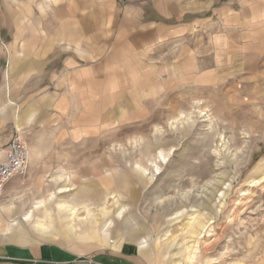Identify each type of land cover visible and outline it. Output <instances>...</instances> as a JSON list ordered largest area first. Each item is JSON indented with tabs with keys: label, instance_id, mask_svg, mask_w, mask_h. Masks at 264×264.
Wrapping results in <instances>:
<instances>
[{
	"label": "rangeland",
	"instance_id": "obj_1",
	"mask_svg": "<svg viewBox=\"0 0 264 264\" xmlns=\"http://www.w3.org/2000/svg\"><path fill=\"white\" fill-rule=\"evenodd\" d=\"M156 1L76 14L73 0H0V78L21 77L13 57L34 64L15 102L36 117L16 126L34 156L0 196V246L264 264V0H177L169 18ZM127 15L145 35L158 18L165 30L140 44ZM71 22L94 69L57 92L61 58L40 38L72 36ZM18 205L27 242L4 234Z\"/></svg>",
	"mask_w": 264,
	"mask_h": 264
},
{
	"label": "crops",
	"instance_id": "obj_2",
	"mask_svg": "<svg viewBox=\"0 0 264 264\" xmlns=\"http://www.w3.org/2000/svg\"><path fill=\"white\" fill-rule=\"evenodd\" d=\"M81 2V4H79ZM106 2H109L111 5V0H73L72 11L77 13H90V11H95L96 5L98 3L102 7H106ZM176 2L177 0H157L154 4L156 11L162 16H166L164 14H173L176 13ZM102 3V4H101ZM98 7V6H97ZM135 8V7H133ZM134 11L136 15L137 12L134 9H130ZM103 11H106L103 9ZM125 18L127 20V24H132L129 26L131 29L135 30V37L138 38V42L142 44L146 39H158L160 34L165 30L163 27V19H156L148 28L149 32L144 34V27L139 26L138 17H133L127 15ZM168 17V18H169ZM79 20V16L77 17ZM131 19V20H130ZM66 25V22L64 23ZM63 24V26H64ZM72 28H74L72 32V36L61 37L58 36L54 39L52 38H40L41 41L47 44H55L57 49V57L61 58V66L58 67L57 73L60 69H63L62 75L63 80L60 81V75L56 73V88L57 92H66L73 91L69 87L73 84H79V81H74V78L77 76H83L85 73L89 74L90 69H94V65L90 66L93 63V59H91V52L93 49L89 48H74L75 45H87L89 46V37L85 35L84 38H80V26L75 27L74 22H71ZM128 28V27H127ZM163 28V31L161 30ZM86 29L89 30V26H86ZM140 31L138 32V30ZM132 30V29H131ZM133 32V31H132ZM35 41V39H34ZM41 59L43 54L40 55ZM1 59V57H0ZM40 59V60H41ZM34 64L28 65L27 62L17 63V58H11L9 64V71L13 73L15 76V68H18L19 73L23 72L21 77L14 80L13 85H9V83L4 84V78H0V161H3L6 157L7 145L10 141L12 135L15 132L16 126L21 129H29L36 117L33 112L34 105H30V110L25 111L21 114H18L17 117V108H16V99L19 100V94H25L21 91H26V89H22L25 87L27 83H29V78L33 77V75L29 72H26L29 69V66L33 68ZM48 66V64H46ZM45 65V67H47ZM38 68H44L43 65L37 66ZM32 70V69H31ZM64 77L66 79L64 80ZM73 80V82H72ZM85 84V83H84ZM66 89H63L64 87ZM61 87V88H60ZM29 91H33V89H28ZM18 94V95H17ZM34 153L30 152V157L32 158ZM11 210L12 208L8 206ZM9 209V210H10ZM16 215H20L19 218H13L9 223V227L4 231V234L16 242H24L30 241L28 239L29 233L27 228H25L22 224L23 221H28L30 215L20 211V207H16L14 211ZM28 233V234H27ZM83 239L86 241H92L97 243V239L95 235L85 234L83 235ZM82 239V240H83ZM75 242V241H74ZM149 260L145 259L143 255L133 252V251H123V250H112L99 252L96 254H85L81 253L78 250H73L72 248L66 247L64 245L53 243V242H41L30 245L24 244H5L0 246V264H150Z\"/></svg>",
	"mask_w": 264,
	"mask_h": 264
},
{
	"label": "built area",
	"instance_id": "obj_3",
	"mask_svg": "<svg viewBox=\"0 0 264 264\" xmlns=\"http://www.w3.org/2000/svg\"><path fill=\"white\" fill-rule=\"evenodd\" d=\"M30 158L29 146L16 129L7 145L6 157L0 161V196L5 192L9 182L25 174Z\"/></svg>",
	"mask_w": 264,
	"mask_h": 264
}]
</instances>
